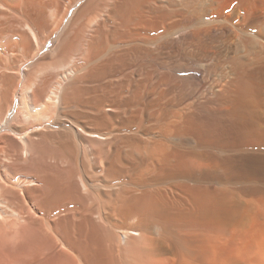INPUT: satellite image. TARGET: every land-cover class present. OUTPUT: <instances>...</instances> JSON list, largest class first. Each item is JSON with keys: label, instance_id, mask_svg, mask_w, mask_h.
I'll list each match as a JSON object with an SVG mask.
<instances>
[{"label": "bare ground", "instance_id": "1", "mask_svg": "<svg viewBox=\"0 0 264 264\" xmlns=\"http://www.w3.org/2000/svg\"><path fill=\"white\" fill-rule=\"evenodd\" d=\"M3 130L0 264H213L239 197L192 184L264 140V0H0Z\"/></svg>", "mask_w": 264, "mask_h": 264}, {"label": "rangeland", "instance_id": "2", "mask_svg": "<svg viewBox=\"0 0 264 264\" xmlns=\"http://www.w3.org/2000/svg\"><path fill=\"white\" fill-rule=\"evenodd\" d=\"M234 4H236V2H233L231 6H233ZM221 48H220V51L222 50ZM198 62L201 64V60ZM182 75L181 77L184 78L185 74H182ZM63 127H65V124H60V127L58 128L61 129ZM3 133L4 134L6 133L5 130L1 131L0 135ZM219 133L220 131L219 132L217 131L214 135L207 137L204 141V145H202L201 147V151L203 153H206L207 155L212 156L211 160L213 161L208 160L209 169H211L210 166L213 165L211 163L218 161V160H220V163L217 166H214L215 165L214 164L213 166L215 168L212 167L211 170L208 169V171H206L204 176H207V177L202 178L203 183L202 182H199L200 184L197 183L200 178L199 176L196 175L195 181H193L194 183L190 181L189 184L191 186V184L193 183L192 186H197V187L201 186L202 184L201 187H206V188L208 187L207 189L209 190L218 188L216 190H220V192L222 191L221 193L222 196L228 193L225 196L226 197L229 196L230 199L233 198L235 200L236 196L239 197L238 200L240 201L238 202L237 200L238 203L236 202V200L235 202L233 201L234 202L233 204L225 203L224 209L220 208V213L216 212V214L214 213L215 215L213 213H212L213 215L212 214L211 216L209 215L208 216L209 219L207 218L205 220V223L203 224L201 231L204 232L203 233L204 236L207 237L208 235V238L210 240L212 238V240L215 241V243H213L211 247L209 245L206 248H204L207 254H211L212 256L214 255L213 260L214 259L215 260L213 261L214 262L213 264H221L220 260L218 259L221 258L222 256H223V258H221L222 260L226 259V260H230L234 262L236 261L241 264H249L254 261L253 259L254 257H250L249 255V253H252L253 251L250 249L253 248V246H255L256 244L259 245V243H261V240L264 238V231H263L264 230L263 228L264 227V166H262L264 165V160L263 162L262 161L259 162L260 161L259 159L264 158V140L260 139L259 142L261 144L259 145H251V144H246V143L244 144L243 141L241 142L240 139L236 138L237 136H234L231 134H230L231 137L228 136L230 140L227 136H224L221 139L222 135L220 137L218 135ZM241 143H243L244 145L243 144L241 145ZM187 146H185V148H187ZM252 155L258 157L257 158L258 160H256V157ZM225 158L226 159L228 158L227 160L230 161V164L229 162L226 164L222 163L223 161L226 160ZM249 159H251V161ZM209 172H211V174ZM235 203L236 205H234ZM239 205H241L242 207ZM222 210L223 212H221ZM220 217L221 218L223 217V218L220 219ZM216 218L218 221L219 220L221 221H219L218 223ZM208 220H211V222H208ZM214 222L217 224V226L212 224ZM220 222H223V223H220ZM221 224H225V225H221ZM210 227L216 229V231ZM232 230H234L233 233H232ZM207 233H211V234H207ZM258 236H260L262 239ZM215 238L217 239V241L215 240ZM245 253L246 255H244ZM244 257H246V259ZM235 259H238V260H235ZM247 259L249 260V262ZM211 263L212 262L208 264H211Z\"/></svg>", "mask_w": 264, "mask_h": 264}]
</instances>
